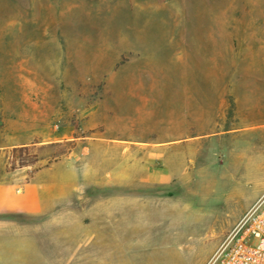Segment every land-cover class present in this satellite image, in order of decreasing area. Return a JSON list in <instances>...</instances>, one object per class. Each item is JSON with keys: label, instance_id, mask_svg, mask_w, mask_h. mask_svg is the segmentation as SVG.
Wrapping results in <instances>:
<instances>
[{"label": "rangeland", "instance_id": "1", "mask_svg": "<svg viewBox=\"0 0 264 264\" xmlns=\"http://www.w3.org/2000/svg\"><path fill=\"white\" fill-rule=\"evenodd\" d=\"M254 119L264 0H0V186L41 203L0 213V264H205L249 198L216 176L175 215L143 171L178 166L159 142ZM247 144L264 156V137Z\"/></svg>", "mask_w": 264, "mask_h": 264}, {"label": "crops", "instance_id": "2", "mask_svg": "<svg viewBox=\"0 0 264 264\" xmlns=\"http://www.w3.org/2000/svg\"><path fill=\"white\" fill-rule=\"evenodd\" d=\"M251 135L264 137V120L254 119L249 125H245L243 121V125L237 127L159 142L158 151L164 154L167 150H172L174 155L178 156V166H174L171 172L170 166L165 164V159L158 157L161 166L153 167L152 170L147 167L143 171L145 179L141 187L151 194L153 197L151 199L165 200L166 206L170 205V200L182 201L174 204L169 210L176 215L190 210L191 207H198L194 203L195 198L200 195L203 199L209 197L216 176H222L225 181V197L230 200L248 197L249 209L264 193V186L251 194L243 186L245 183L260 181L262 177L257 169L264 167V156L255 155L253 145L247 144V137ZM247 148L251 150L247 151ZM178 176L181 177L180 183L184 184H176ZM157 207L160 208L159 203ZM40 210L37 186L30 184L21 187L0 186V213L36 214Z\"/></svg>", "mask_w": 264, "mask_h": 264}, {"label": "built area", "instance_id": "3", "mask_svg": "<svg viewBox=\"0 0 264 264\" xmlns=\"http://www.w3.org/2000/svg\"><path fill=\"white\" fill-rule=\"evenodd\" d=\"M205 264H264V193L243 214Z\"/></svg>", "mask_w": 264, "mask_h": 264}, {"label": "trees", "instance_id": "4", "mask_svg": "<svg viewBox=\"0 0 264 264\" xmlns=\"http://www.w3.org/2000/svg\"><path fill=\"white\" fill-rule=\"evenodd\" d=\"M24 151H26V147H14L11 150V156L14 158L17 154L22 153Z\"/></svg>", "mask_w": 264, "mask_h": 264}]
</instances>
